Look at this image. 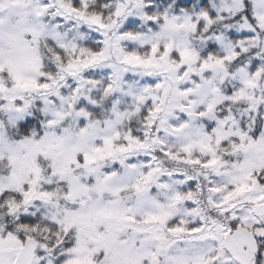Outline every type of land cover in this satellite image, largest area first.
I'll list each match as a JSON object with an SVG mask.
<instances>
[{"label":"snow or ice","instance_id":"obj_1","mask_svg":"<svg viewBox=\"0 0 264 264\" xmlns=\"http://www.w3.org/2000/svg\"><path fill=\"white\" fill-rule=\"evenodd\" d=\"M0 264H264V0H0Z\"/></svg>","mask_w":264,"mask_h":264}]
</instances>
